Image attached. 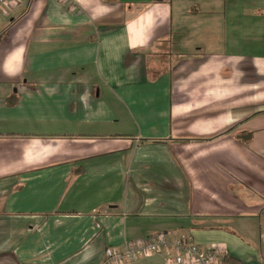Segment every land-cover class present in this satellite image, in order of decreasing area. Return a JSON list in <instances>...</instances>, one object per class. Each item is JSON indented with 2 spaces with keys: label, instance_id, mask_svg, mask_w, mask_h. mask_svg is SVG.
Returning <instances> with one entry per match:
<instances>
[{
  "label": "crops",
  "instance_id": "1",
  "mask_svg": "<svg viewBox=\"0 0 264 264\" xmlns=\"http://www.w3.org/2000/svg\"><path fill=\"white\" fill-rule=\"evenodd\" d=\"M189 1L0 8V264L264 263V0Z\"/></svg>",
  "mask_w": 264,
  "mask_h": 264
},
{
  "label": "built area",
  "instance_id": "2",
  "mask_svg": "<svg viewBox=\"0 0 264 264\" xmlns=\"http://www.w3.org/2000/svg\"><path fill=\"white\" fill-rule=\"evenodd\" d=\"M20 1L0 0V8L14 6ZM60 1L66 4L75 2ZM154 255H162L164 264H222L225 251L218 247L200 248L188 236L172 239L165 233H157L134 242H125L120 250L108 249L100 264H134L139 258Z\"/></svg>",
  "mask_w": 264,
  "mask_h": 264
},
{
  "label": "rangeland",
  "instance_id": "3",
  "mask_svg": "<svg viewBox=\"0 0 264 264\" xmlns=\"http://www.w3.org/2000/svg\"><path fill=\"white\" fill-rule=\"evenodd\" d=\"M202 1V3H200ZM255 2H256V0H254ZM208 2V0H192V3H191V1H189V4H192V5H194V6H202V5H206V3ZM256 4V3H255ZM259 242L260 243H262L263 242V245H264V241L263 240H259ZM261 257H262V259H261V261L260 262H263V260H264V255H261Z\"/></svg>",
  "mask_w": 264,
  "mask_h": 264
},
{
  "label": "trees",
  "instance_id": "4",
  "mask_svg": "<svg viewBox=\"0 0 264 264\" xmlns=\"http://www.w3.org/2000/svg\"><path fill=\"white\" fill-rule=\"evenodd\" d=\"M222 264H242L234 258L225 257L223 258Z\"/></svg>",
  "mask_w": 264,
  "mask_h": 264
}]
</instances>
